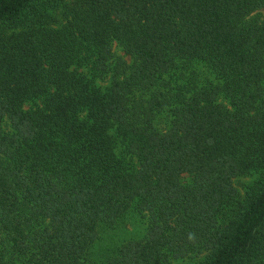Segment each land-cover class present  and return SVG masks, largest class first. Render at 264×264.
Returning a JSON list of instances; mask_svg holds the SVG:
<instances>
[{
	"label": "trees",
	"instance_id": "obj_1",
	"mask_svg": "<svg viewBox=\"0 0 264 264\" xmlns=\"http://www.w3.org/2000/svg\"><path fill=\"white\" fill-rule=\"evenodd\" d=\"M262 8L0 0V264H264Z\"/></svg>",
	"mask_w": 264,
	"mask_h": 264
},
{
	"label": "rangeland",
	"instance_id": "obj_2",
	"mask_svg": "<svg viewBox=\"0 0 264 264\" xmlns=\"http://www.w3.org/2000/svg\"><path fill=\"white\" fill-rule=\"evenodd\" d=\"M255 16H257L258 18H263L264 17V8L256 11L254 13ZM115 51L118 54H123V52L121 51V49L117 46ZM254 176L252 175H247V176H241L239 178H237L235 180V185L237 186V188L239 189V191L241 193H244L246 190V187L251 184L254 180ZM132 223L134 224V226L132 225L131 228H129L128 231L125 230H117V231H105L103 233V240L101 241V244L99 246V248H103V247H110L115 245L116 243L120 242L122 239L126 238L127 236H139L142 234V223L140 221H138L137 218H132L131 219ZM175 264H190L188 263V261L184 260V261H177L175 262Z\"/></svg>",
	"mask_w": 264,
	"mask_h": 264
}]
</instances>
